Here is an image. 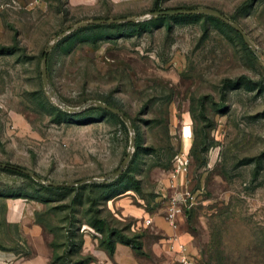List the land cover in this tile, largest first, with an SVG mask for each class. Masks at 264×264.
Returning <instances> with one entry per match:
<instances>
[{
  "label": "rangeland",
  "instance_id": "obj_1",
  "mask_svg": "<svg viewBox=\"0 0 264 264\" xmlns=\"http://www.w3.org/2000/svg\"><path fill=\"white\" fill-rule=\"evenodd\" d=\"M156 1L0 0V264H88L85 245L134 237L132 264H181L153 250L161 236L146 221L164 216L159 184L182 154L190 167L178 191L190 197L180 243L193 263L264 264V0ZM204 8L258 50L208 15L142 33L126 22ZM96 20L118 22L73 29ZM24 216L41 228L37 247L14 222Z\"/></svg>",
  "mask_w": 264,
  "mask_h": 264
},
{
  "label": "crops",
  "instance_id": "obj_2",
  "mask_svg": "<svg viewBox=\"0 0 264 264\" xmlns=\"http://www.w3.org/2000/svg\"><path fill=\"white\" fill-rule=\"evenodd\" d=\"M172 173L165 182L159 184V188L161 189V194L166 198V205L168 203V199L172 196H179L182 194L178 191V187L182 190H185V179L186 177L182 174L176 175L174 178L172 177ZM166 207V206H165ZM165 209L163 208V213H165ZM130 216L135 218H139L143 216V211L137 207L130 206L128 210ZM150 221V230L154 234H159L161 238L158 236L154 237V241L160 244H154L153 250H157L158 248H163L168 250L169 244L168 241L176 237L179 241H182V233L181 229L185 226L186 220L183 213L176 217L175 226L172 225L170 221L167 220L166 214L164 216H159L158 214H153ZM15 223H19L21 226L22 232L27 236L30 244L34 247L39 246L42 241V232L41 228L35 225L33 222L30 223V219L27 217H20L18 221H14ZM149 224V225H150ZM84 255H87L91 258V261L88 264H132L135 259L133 251L122 244L116 243L114 246V252L111 254V258L107 255V250L99 248L97 245L93 243H89L83 248Z\"/></svg>",
  "mask_w": 264,
  "mask_h": 264
},
{
  "label": "water",
  "instance_id": "obj_3",
  "mask_svg": "<svg viewBox=\"0 0 264 264\" xmlns=\"http://www.w3.org/2000/svg\"><path fill=\"white\" fill-rule=\"evenodd\" d=\"M197 14L208 15V16H211V17L219 19L223 23H225V24L229 25L231 28H233L237 33H239L241 35L244 43L246 45H248L251 49L258 50L257 47L250 42V40L248 39L247 35L243 32V30L241 29V27L238 24L230 22L228 19L225 18V16H223L221 13H219L218 11L213 10V9L204 8V9H191V10L162 11V12L154 13L153 16L197 15ZM135 21L136 20L133 19V18L132 19H126V22H135ZM117 22L118 21H116V20L89 21V22L80 23V24L76 25L73 29H78V28H81V27H85V26L90 25V24H105V23L111 24V23H117ZM63 36H64V34H60L58 36V38H61ZM56 41H57V39H55L54 42L52 44H50L46 48V50L44 52V56L42 58L41 77H42L43 86L45 88L47 86V81H46L47 56H48L49 52L53 49L54 44H55ZM91 105L99 107V108H102V109H104V110H106L108 112H111V113L123 118V120H124L126 126L128 127V129L130 131L132 130V127L130 126L128 119L119 110H117V109H115L113 107H110V106H108V105H106V104H104L102 102H99V101H93V102H91ZM132 145H133V139H131V146ZM126 161H127V159L123 162L122 167L125 166ZM22 172L24 174L30 176L36 182H38L40 184H43V182L35 174H33L32 172L27 171V170H22ZM120 173H121V170H118L112 175V177L116 178L117 176L120 175ZM52 185L53 186H58V184H52Z\"/></svg>",
  "mask_w": 264,
  "mask_h": 264
},
{
  "label": "built area",
  "instance_id": "obj_4",
  "mask_svg": "<svg viewBox=\"0 0 264 264\" xmlns=\"http://www.w3.org/2000/svg\"><path fill=\"white\" fill-rule=\"evenodd\" d=\"M190 167V158L186 154L177 156L174 159L172 166V177L182 174L186 177L188 169ZM190 197L189 191H183L179 196H172L168 199L166 205L165 214L168 221L175 226V219L177 216L183 213L182 203L185 202ZM146 224H150V221H146ZM169 249L176 255L178 261L181 264H194L191 256L187 252L186 246L178 240V238L173 237L168 241Z\"/></svg>",
  "mask_w": 264,
  "mask_h": 264
},
{
  "label": "trees",
  "instance_id": "obj_5",
  "mask_svg": "<svg viewBox=\"0 0 264 264\" xmlns=\"http://www.w3.org/2000/svg\"><path fill=\"white\" fill-rule=\"evenodd\" d=\"M154 7H155V9L158 7V0L156 1ZM187 16H190V15L158 16V17L152 18L151 20H148V21H145V22H139V23L127 22V25L134 26L135 28H137V32L138 33H142L143 32V28L141 29L140 27H144L145 28L150 23H155V26H160L162 24V22L166 21L168 18H178V17H187ZM217 20H219V19H217ZM112 24L113 23H111V24H107V23H105V24H97V26H94V27H102V26L103 27H110V26H112ZM99 25H102V26H99ZM225 25H227V24H225ZM227 26H229V25H227ZM236 34H237V36L241 37V35L239 33L236 32ZM98 38H101V37H98ZM97 108H99V107H97ZM138 151H142V149L137 147V152ZM9 170H11L12 172L15 171V172L21 173L23 169H21L20 167H15V166L12 167L11 166V167H9ZM128 179L131 181L132 186H135V187L138 186V181L134 177H129ZM135 238L136 237H134V238H132V239H130L128 241L126 240L124 244L129 246L132 250L140 252L142 245H141L140 242H135V240H136ZM101 245H105V247L107 248L108 253L109 254H113L115 243L113 244V243H111L109 241V242H105V243L102 242Z\"/></svg>",
  "mask_w": 264,
  "mask_h": 264
}]
</instances>
